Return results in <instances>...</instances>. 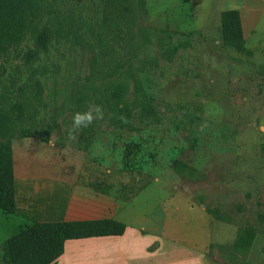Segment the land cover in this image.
I'll use <instances>...</instances> for the list:
<instances>
[{
  "label": "rangeland",
  "instance_id": "obj_1",
  "mask_svg": "<svg viewBox=\"0 0 264 264\" xmlns=\"http://www.w3.org/2000/svg\"><path fill=\"white\" fill-rule=\"evenodd\" d=\"M40 1L43 40L32 28L0 49L18 207L0 211V264L4 242L36 222L86 216L92 190L127 201L147 187V211L170 223L198 227L194 205L211 217L209 234L187 233L211 236L208 264H264V0ZM231 10L246 52L224 42ZM131 49L145 94L124 78L120 103L110 73ZM94 106L102 119L73 132ZM250 229L251 248H236Z\"/></svg>",
  "mask_w": 264,
  "mask_h": 264
},
{
  "label": "trees",
  "instance_id": "obj_2",
  "mask_svg": "<svg viewBox=\"0 0 264 264\" xmlns=\"http://www.w3.org/2000/svg\"><path fill=\"white\" fill-rule=\"evenodd\" d=\"M41 11L40 0H0V49L8 44L22 42L32 28H35L39 40L42 41V30L39 27ZM223 39L226 45L237 51L246 52L238 10L224 13ZM132 52L131 49L126 61L119 63L110 73V78L114 80L112 94L120 103L129 88L128 83L122 81L124 78L132 82L138 93L145 94L141 79L134 71ZM31 131L26 132L25 136L31 134ZM0 211L10 215L18 211L11 136L4 129L1 120ZM125 231V224L113 219L36 222L4 242L3 258L8 264H55L64 255L68 241L122 236ZM253 241L254 233L253 229H250L238 238L236 248L250 249Z\"/></svg>",
  "mask_w": 264,
  "mask_h": 264
},
{
  "label": "crops",
  "instance_id": "obj_3",
  "mask_svg": "<svg viewBox=\"0 0 264 264\" xmlns=\"http://www.w3.org/2000/svg\"><path fill=\"white\" fill-rule=\"evenodd\" d=\"M150 188L132 195L127 201L117 198L106 201L100 190L97 193L92 190L100 195H95L93 210L73 221L113 219L125 224L126 231L122 236L68 241L64 255L55 264H208L206 247L211 236L202 237L200 240L203 241L199 242L190 239L187 233L196 227L209 234L211 217L203 207L194 205L189 209L201 212L199 222L202 223L198 227L185 228L175 225V222L170 223L171 215L166 210L161 214H151L147 210L152 209V205L149 207L146 203ZM168 230L171 231L167 240Z\"/></svg>",
  "mask_w": 264,
  "mask_h": 264
},
{
  "label": "clouds",
  "instance_id": "obj_4",
  "mask_svg": "<svg viewBox=\"0 0 264 264\" xmlns=\"http://www.w3.org/2000/svg\"><path fill=\"white\" fill-rule=\"evenodd\" d=\"M103 112L100 106L90 107L87 112H76L73 115V124H72V131L81 128V127H88L93 123L96 119H102ZM69 139H75L72 133H69Z\"/></svg>",
  "mask_w": 264,
  "mask_h": 264
}]
</instances>
